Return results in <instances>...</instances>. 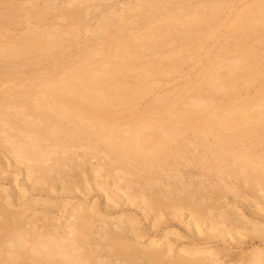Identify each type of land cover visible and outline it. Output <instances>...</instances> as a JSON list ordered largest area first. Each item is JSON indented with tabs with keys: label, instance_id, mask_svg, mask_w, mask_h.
I'll return each mask as SVG.
<instances>
[{
	"label": "bare ground",
	"instance_id": "bare-ground-1",
	"mask_svg": "<svg viewBox=\"0 0 264 264\" xmlns=\"http://www.w3.org/2000/svg\"><path fill=\"white\" fill-rule=\"evenodd\" d=\"M38 1L0 0V264H264L211 245L264 238V0Z\"/></svg>",
	"mask_w": 264,
	"mask_h": 264
},
{
	"label": "rangeland",
	"instance_id": "rangeland-1",
	"mask_svg": "<svg viewBox=\"0 0 264 264\" xmlns=\"http://www.w3.org/2000/svg\"><path fill=\"white\" fill-rule=\"evenodd\" d=\"M113 0H110L109 2H107V4L112 3ZM39 5H42V0L38 1ZM90 17H93V15H91ZM94 21V19H93ZM263 31H251L247 34V36L245 37V39L250 36V39H255L258 38L260 36H262V38L264 39V29H262ZM247 38V40H248ZM233 39L229 38L227 41H231ZM222 43H224L222 41ZM214 52H210L205 56L202 55H198V58L202 56V61L201 62H195V61H190L187 65L184 66L183 71L181 74H177L174 78H172V80H170V82L168 84L165 83H161L160 88L162 90H167V89H174V88H180L182 86H186L188 84V79L193 78L197 72H199L201 69H203L205 62L207 60H211L214 56L213 54ZM264 85V69H262V72H260V76L259 79L256 81H251L249 83H247L246 85L242 86L240 88V96L241 97H245L246 95H251L253 93H255V91ZM238 94H232L230 96H224L222 97L223 103L226 102H233L237 97ZM3 170V169H2ZM4 170L8 171V167H6ZM9 170L12 172L9 176L5 175V177H0V189L5 191V199H9L11 197L15 198L14 193L17 192H21L22 190H27L24 189L23 186V177L22 175H15L14 173H16L15 169H10ZM4 175V174H3ZM15 178H17L15 180ZM23 187V188H22ZM247 188L245 190H243L242 192L245 194V196L247 197V199L249 201L245 202L243 200H240L236 203V207L241 211L240 213H243L244 215H246L248 218L253 219L254 222L256 221H261L262 223H264V214L258 215L256 213L251 212L250 210H252V207H255L256 204L260 205L263 210H264V200L259 196L255 195V191L253 192L252 190L249 191V189L247 190ZM256 191H258V189H256ZM27 195V193H26ZM78 196V195H77ZM92 198H97L96 201L98 202V204L100 206H104V201H105V196L102 194L101 191H93L90 195ZM80 197V196H78ZM93 201V199H92ZM73 202V201H72ZM220 203H224V200L222 199V201H220ZM248 204V205H246ZM249 206H252L251 208H249ZM122 208L125 211H132L133 213H135L138 217H140L142 224L144 225V227L148 226V221H146L142 215V213L137 210L134 207H127V206H121V207H117V209ZM249 208V209H248ZM184 216L182 217V219L184 220ZM188 218H186L184 221L186 222ZM172 225H173V231L177 230V232H181L180 234H183L186 238H188L189 240H191L192 236H191V232L190 230L179 220L174 219V220H170L169 221ZM160 236V233L158 235V237ZM211 245H218L219 248L225 247L227 248V250H224L222 252V255L225 256L223 257L222 261H230L232 259H237L240 255H247L252 253L255 250H258L260 248L264 247V238L263 239H258L255 238L253 235L247 234L246 237L242 238L241 243L240 244H235L233 241L227 243L224 242L223 239H219L218 242H216V244H211Z\"/></svg>",
	"mask_w": 264,
	"mask_h": 264
}]
</instances>
